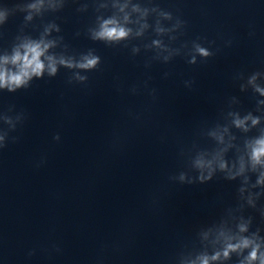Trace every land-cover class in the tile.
<instances>
[{
    "label": "clouds",
    "instance_id": "1",
    "mask_svg": "<svg viewBox=\"0 0 264 264\" xmlns=\"http://www.w3.org/2000/svg\"><path fill=\"white\" fill-rule=\"evenodd\" d=\"M35 7V6H33ZM129 30L118 25L115 20H105L100 25L98 31L92 34L94 40H103L107 42H116L127 38ZM54 41H45L41 39L39 42L29 41L22 47L24 49L23 54L20 51H16L11 58L5 57L3 63H0V88H7L9 91H15L17 88L24 87L33 78H40L44 72L47 71L49 76H55L58 68L57 65H61L67 68H78L82 70L96 69L100 64V57L94 55L91 51L81 57L78 62H74L72 59H65L64 57L57 58L53 55H48V50L54 47ZM197 52L204 57L210 55V53L199 46H197ZM43 58V59H42ZM45 61L47 63H45ZM15 66V70L6 67L8 64ZM195 63V58L191 61ZM80 80L86 79V77H78ZM264 95V90L257 88ZM251 119V117H245L243 120L237 118L234 123L237 127L243 128L245 121ZM258 123L257 119H252V124ZM245 130H247L245 128ZM221 142L223 137H218ZM250 160L252 167L257 165L264 166V136L257 139L251 146ZM195 166L201 171V175L198 177L201 183L210 181L212 174L215 171V167H218L221 171L227 168L226 162L222 159L221 155L217 153L211 160H206L203 157L198 158L195 161ZM205 171L207 174L205 175ZM244 171V163L241 162L238 172L230 174L229 179H234L236 175L242 174ZM181 181L185 179L183 175L180 177ZM191 183V181H189ZM257 183H264V173L261 174L260 180ZM247 231L246 225H240V232ZM220 237L225 241V246L222 251L216 252L212 256H202L199 258V264H210V261H217L221 258L228 259L233 252H240L243 249L251 247V251L241 264H254L259 261V264H264V253L259 252V245L255 244L253 240L244 237H233L227 235L224 232L220 233ZM236 240L237 242H233Z\"/></svg>",
    "mask_w": 264,
    "mask_h": 264
}]
</instances>
